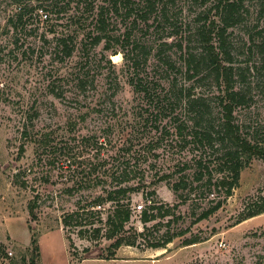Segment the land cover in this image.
<instances>
[{
	"label": "rangeland",
	"instance_id": "obj_1",
	"mask_svg": "<svg viewBox=\"0 0 264 264\" xmlns=\"http://www.w3.org/2000/svg\"><path fill=\"white\" fill-rule=\"evenodd\" d=\"M13 1L0 0V243L7 253L0 257V264H11V258L19 261L22 254L29 264L33 253L28 223L38 233L36 260L41 264L40 234L62 226L63 215L72 211L77 201L85 203L102 193L109 183L106 171L110 167L115 174L124 171L144 176L145 184L132 194V216L126 227L144 229L140 211L150 204L149 199L169 205L170 213L147 222L137 246L120 247L112 259L105 258L109 241L90 240L86 238L90 230L82 237L80 226H66L62 230L73 254L72 264H264V212L242 218L254 201L264 202V158L252 159L240 171L231 194L225 195V188L219 186L209 190L206 176L194 179L198 156L209 166L211 181L223 175L216 169L225 146H204L196 151L194 145H166L171 138V110L161 111L159 103L167 106L164 99L170 94L167 100L173 101V114L183 117L187 112L175 96L190 84L181 55L187 41L184 37L196 26L193 17L204 8L200 0H168L169 20L165 23L156 16L151 25L139 20L132 24L121 3L117 12L113 10L112 0H93V10L86 8L92 0H85L86 5L83 0H59L58 6L69 1L67 11L48 13L44 20L38 10L16 26L8 21L15 11ZM260 2L245 0L244 19L227 30L230 63L237 72L235 87L247 95V104L233 111V122L243 136L253 140L264 134V44L257 34L264 25ZM101 4L108 23L109 48L104 47L105 40L91 44ZM173 26L177 32L165 36ZM61 34L73 39L70 56L56 48L54 35ZM164 39L182 41V51L175 44L162 46L171 66L156 56ZM136 43L147 51L145 57L139 49L133 51L138 52L140 78L149 81L147 94L134 92L128 81L131 68L123 55L130 57ZM219 93L220 87L209 76L194 89L195 95L206 98L215 120L220 117ZM43 135L49 137V145L32 142L31 138ZM82 136L97 143L82 145ZM162 137L159 145H146ZM129 142L132 145H127ZM182 163L188 168L178 170ZM162 174L170 177L157 180ZM95 177L99 179L96 186L92 185ZM181 177L190 187L176 192L171 186ZM101 179L107 182L101 184ZM79 183H83L81 188ZM32 200L36 201L33 218L27 209ZM219 200L223 203L213 214L196 220L203 209ZM105 211L99 214L102 219ZM90 221L82 229L100 225L96 217ZM182 230L183 234L176 235ZM171 233L175 236L165 247L148 245ZM190 236L201 240L183 245ZM55 245L52 254L61 263L66 258L62 241Z\"/></svg>",
	"mask_w": 264,
	"mask_h": 264
},
{
	"label": "trees",
	"instance_id": "obj_2",
	"mask_svg": "<svg viewBox=\"0 0 264 264\" xmlns=\"http://www.w3.org/2000/svg\"><path fill=\"white\" fill-rule=\"evenodd\" d=\"M59 0H14L15 11L9 17L8 21L11 25L16 26L19 23H23L30 18L33 12L40 10V15L44 20L50 15L60 14L69 9V1H66L62 6H58ZM81 2L80 0H76ZM85 1V0H83ZM110 1V0H109ZM168 0H112L111 6L114 11H118L117 4L121 3L125 8L124 16L132 17L131 23L139 20L147 25H151L153 20L159 17L165 22L169 20L167 15L166 2ZM197 2V0H191ZM245 0H200V3L204 8L196 13L193 17L196 26L194 30L187 33L184 37L185 50L182 51V41L177 43L169 42L166 39L160 41L156 49V56L159 61L164 62L165 66H171L162 46L170 47L178 46L182 51V58L185 64V76L186 80L190 84L184 88V93L178 91L175 96L176 101L187 112L183 117L179 114H173L174 108H172L171 102L167 100L171 97L169 94L165 101L168 102L167 106L159 103L161 111H170L169 120L171 123V138L166 141V145H180V147H187V145H194L193 149L196 151L204 146L212 147L213 145L225 146L222 155L217 157L218 172L223 175L219 178L212 180V173L209 170V166L203 163L201 157L198 156L194 159V167L196 169L195 180H201L204 176L205 185L208 187L225 188V195H230L232 189L238 184L240 171L246 167L249 162L254 158H264V134L260 139H249L243 136L239 132L238 126L233 122V111L244 104H247L246 91L235 87L234 76L237 73L236 68L234 70L231 65V53L229 51V41L227 30L238 23H241L244 19V12L247 11L244 5ZM86 2V1H85ZM189 3L190 0H189ZM85 5L87 4L84 3ZM90 7H86L88 10H93V0L89 3ZM206 4V5H205ZM98 11L94 26L96 33L91 37V44L96 45L102 40H105V48H109L110 35H107V21L105 18L104 6L98 5ZM260 12L264 11V0L260 2ZM157 16V17H156ZM151 21V23H148ZM166 23V22H165ZM173 31L167 32L165 36L170 37L172 32H177L176 28L172 27ZM258 35L264 41V25L257 31ZM91 34V33H90ZM55 45L58 50L62 51L64 55L70 56L73 51V46L70 44V40H73L68 35H54ZM263 41L261 45H263ZM73 42V41H72ZM194 43L195 45L191 44ZM199 48V50L197 49ZM136 49L144 53V57L147 53L139 44H133L130 49V57L123 55L128 62V67L131 68L130 75L128 76L129 84L132 86L134 92L148 93L150 89L149 81L143 80L139 76L138 72V52L133 53ZM110 60V59H108ZM110 62V61H109ZM112 64V63H111ZM172 68V67H171ZM236 73H235V72ZM205 72V73H203ZM139 76V77H138ZM212 77L215 80L218 87H220V93L217 95V104L219 106L220 117L215 120L213 118V112L210 110L209 103H206V98L202 95H195L194 89L202 84L204 79ZM136 78V81H135ZM81 83V81L79 80ZM223 86V87H221ZM181 92V96H180ZM167 95H164L166 97ZM168 133L169 131H164ZM173 134V135H172ZM49 137L43 135L41 137L31 138L32 142H39V145H49ZM164 138H159L155 142L147 143L146 145H159ZM82 145H95L97 141L87 136L80 138ZM107 143V142H106ZM37 144V145H38ZM102 144V143H101ZM127 145H132L130 142ZM220 161V162H219ZM81 164V162H79ZM189 165L182 163V166L178 170H184ZM108 174V186L104 187L102 193L93 196L90 200H85L83 203L77 201L75 208L69 213H65L61 219L62 229L66 226L74 225L80 226V236H85L87 230H90L88 239L100 240L104 239L109 241L107 245V254L105 258H115L116 251L122 246H137V237L144 236V230L146 229V223L156 218H161L169 215L170 206H163L157 204L155 199H149L150 204L144 207L140 211V221L143 224V230L139 231L134 227H126L132 216L131 199L132 194L138 192L141 186L144 185L143 175H128L122 171L115 174L113 169L106 171ZM140 176V177H139ZM167 174H162L157 180H165L169 178ZM92 184L96 186L99 182L98 177ZM137 179V180H136ZM132 180V181H131ZM136 180V181H134ZM106 180L101 179L100 183H106ZM83 183H79L78 188L82 187ZM76 186V187H77ZM103 186V185H102ZM174 191H179L180 188L190 187L189 182L181 177L178 181L174 182L171 186ZM71 190V188L69 189ZM210 190V189H209ZM154 192L151 191L150 194ZM178 196H182L178 193ZM35 200L28 203V213L34 215ZM223 203V200L216 201L214 205L207 209H203L196 217V220L206 219L213 214ZM106 206V207H105ZM252 207H248L247 211L243 214V219L255 216L261 212H264V202L258 203L254 201ZM106 208V209H105ZM101 210L105 211V217L102 219L99 214ZM96 217L100 225L92 227L91 229H82L85 224L92 223V218ZM30 235V244L32 245V255L28 258L29 264H38L37 257H39V248L37 243V236L33 228L28 223ZM185 230L177 232L176 235L183 234ZM175 234L171 233L164 238L163 241H149L148 245L153 248L165 247L166 244L174 238ZM197 236H190L183 240V245H189L200 241ZM72 244V243H70ZM70 260L69 264L73 262V254L68 249ZM0 257H7L4 246L0 243ZM26 255L19 256V261L11 258V264H26Z\"/></svg>",
	"mask_w": 264,
	"mask_h": 264
},
{
	"label": "crops",
	"instance_id": "obj_3",
	"mask_svg": "<svg viewBox=\"0 0 264 264\" xmlns=\"http://www.w3.org/2000/svg\"><path fill=\"white\" fill-rule=\"evenodd\" d=\"M59 239L62 241V245L66 253V258L61 263H59L55 255L52 254L56 249L55 244L58 243ZM38 242L40 246L41 264H69L70 255L68 252V246L66 244V239L62 230V226L42 232L39 236Z\"/></svg>",
	"mask_w": 264,
	"mask_h": 264
},
{
	"label": "built area",
	"instance_id": "obj_4",
	"mask_svg": "<svg viewBox=\"0 0 264 264\" xmlns=\"http://www.w3.org/2000/svg\"><path fill=\"white\" fill-rule=\"evenodd\" d=\"M141 207H142V204H138V205H137V208H138V209H141Z\"/></svg>",
	"mask_w": 264,
	"mask_h": 264
}]
</instances>
